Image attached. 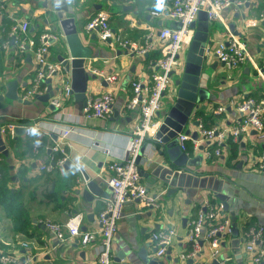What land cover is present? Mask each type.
Instances as JSON below:
<instances>
[{"label": "crops", "instance_id": "obj_1", "mask_svg": "<svg viewBox=\"0 0 264 264\" xmlns=\"http://www.w3.org/2000/svg\"><path fill=\"white\" fill-rule=\"evenodd\" d=\"M60 2H65L68 16L75 20L84 46L92 50L86 70L94 74L92 71L96 69L105 74L96 75L97 79L88 82L87 97L112 92L115 96L114 113L107 119L87 118L73 95L62 106L53 105L62 81L68 78L71 82V74L66 70L52 79L55 96L48 102L39 99L43 95H36L27 100L30 104L6 100L1 105L2 137L8 153L0 151V250L20 260L29 251L32 264H93L99 251L98 235L88 246H84L79 238L61 243L43 222L64 223L70 216L82 214L83 231L99 230L98 216L111 194L108 180L112 172L108 167L113 161L125 158L129 136L140 119L138 111H127L125 107L132 95V82L150 77L151 66L160 58L161 51L157 43L154 51L139 57L124 48H112L101 42L97 34L88 32L85 26L97 12L106 11L116 33L142 44L151 34L156 40L158 32L163 27L173 26V22L166 16L154 18L150 15L155 0H0V85L6 89L8 83L17 81L22 99L32 84L36 63L30 50H19L11 36L12 29L22 20L29 19L33 22L28 31L29 38L37 39L47 29L54 31L59 40L51 46L48 59L60 62L57 57L63 53L65 40L55 11ZM164 2L168 11L172 0ZM247 21H256V25L249 26ZM232 24H236L235 32L241 36L232 31ZM210 27L212 44L205 71L212 77L209 83L202 79L210 95L209 99L200 102L199 109L194 111V117L186 125L185 130L189 129L191 133L196 131L194 123L202 120V115L211 117L207 122L209 128L228 132L240 117L239 102L249 97L264 99V0H250L240 8L231 6L221 13L220 18L211 21ZM231 36L239 37L247 52L246 62L237 69H229L214 56L217 46ZM187 50L188 47L182 53L183 67L174 78L184 70ZM108 75L117 78L109 82ZM174 78L162 99L160 120L164 119L174 96ZM46 86L45 94L48 83ZM219 106H225L226 112L217 114ZM35 123L38 126L31 135L27 132L17 134L9 127V124L29 127ZM67 128L71 132L64 137ZM229 139L222 145L219 156L209 154L207 143L198 142V150H195L193 141H190L188 147L191 146L192 151L189 150V157L202 154L203 162L192 168L195 174L181 178L180 183L186 187L177 188L179 190L175 193L168 194L170 186L153 185L151 175L143 176V183L151 193L159 196L163 209L144 207L140 202L126 204L113 239L111 264H132L131 260L141 253L151 259L158 258L163 264H222L227 258H231L227 264H255L245 248L249 228L264 226V169L260 168L264 139H259L254 130L244 133L237 141L233 140L234 146L229 144ZM36 142L40 143L37 154L34 153ZM57 146L63 152H54L53 148ZM157 146L153 140L146 142L139 165L141 170L147 171L149 167L146 157L153 161L161 157L156 152ZM106 149L111 154H106ZM64 157L68 163L56 166L52 172L39 169L53 158ZM204 177L211 178V188H207L209 182ZM89 182L95 184L96 192L89 188ZM203 185L206 188H202ZM6 191L11 194L8 202H4L1 195ZM219 192L227 197L228 211L216 196ZM206 202L217 207L220 214L208 220L204 233L225 220H229L231 232L222 235L217 259L212 256L207 242L200 257L183 258L182 254L188 253L186 234L190 224ZM10 209L18 210L20 214L12 217ZM163 228H174L177 236L165 255L158 257L151 235ZM234 229L236 233H233ZM25 242L29 244L28 249L22 246ZM262 248L264 250V242ZM259 264H264V255Z\"/></svg>", "mask_w": 264, "mask_h": 264}, {"label": "built area", "instance_id": "obj_2", "mask_svg": "<svg viewBox=\"0 0 264 264\" xmlns=\"http://www.w3.org/2000/svg\"><path fill=\"white\" fill-rule=\"evenodd\" d=\"M42 1L48 2L49 0ZM249 1L172 0L167 11L164 0H155L150 15L154 18L166 16L173 22V26L163 27L156 35V40H153L152 34L149 35L142 44L130 41L121 34L116 33L110 25V15L106 11L97 12L95 17L86 24L85 29L88 32H95L101 42L112 48H124L136 56L144 57L154 51L158 43L161 56L151 66L152 73L149 78H138L132 82V95L127 100L125 107L127 111H138L140 119L129 136V149L125 158L120 161H113L108 167L112 172V176L108 180L111 194L98 216L99 230L83 231L82 214L72 215L64 223L43 222L59 242L63 243L70 239L79 238L84 246H88L98 235L100 237L99 251L96 262L93 264H111L113 239L118 232L119 223L123 219L126 204L128 202H140L144 207L154 208L155 210L163 209L159 196L151 193L143 183V176L137 164V159L147 141L158 142L156 135L161 125L159 114L162 109V99L173 83L172 74L177 73L183 67L182 53L195 35L192 24L197 20L200 11H205L209 20L214 21L221 17V13L225 9L231 6L240 8ZM247 25H256V21H247ZM31 26H33L32 20L24 19L12 29L11 33L19 50H30L36 63L32 84L23 96L25 100L32 99L36 95H44L47 91V80L60 76L65 70L61 62H53L48 59L51 46L59 40L58 34L51 29H47L37 39H32L28 37ZM215 54L218 60L229 69L240 68L247 60L245 43L237 36H231L225 42H221L217 46ZM92 72L97 76L105 75L104 72L96 69ZM116 78V75H108L107 81L113 82ZM62 82L63 84L58 87L57 96L53 98V105L62 106L73 95L69 79L67 78ZM114 104L115 96L112 92L93 95L87 97L82 113L87 118L107 119L114 113ZM237 110L240 117L228 132L220 131L218 128H207L202 120H198L199 124L196 127L197 140H194L191 134L188 135L185 132L178 135L181 150L189 155L188 143L190 141H193L195 150H198V142H204L210 147L214 146L215 155L219 156L222 145L227 138L237 141L244 133L254 130L259 139H264V99L246 98L237 104ZM223 112H226L225 106L216 108L217 114ZM37 126L38 123L27 126V134L31 135ZM9 127L13 130L16 125L9 124ZM70 132L71 129L67 128L64 137L69 135ZM39 145V142L34 145L35 154L39 152ZM53 150L54 152H63L61 147L58 146L54 147ZM105 153L111 154V151L106 149ZM66 161L65 157L57 160L53 158L50 162L41 165L39 169L41 172H52L56 166H64ZM260 168L264 169V155L260 160ZM219 214L218 208L210 202L202 205L186 234V240L192 251L182 254L183 258H196L202 251V241L209 244L212 256L216 259L220 256L222 235L231 232L229 220L211 226L204 233L208 220H213ZM176 236L177 233L174 228H163L152 233L151 238L158 249V257L165 255L167 248ZM263 242L264 226H251L247 232L245 249L252 255L255 264H259L264 255ZM22 246L28 249L29 244L25 242L22 243ZM32 260L29 251L24 259L20 260L16 256L0 250L1 264H32ZM229 261H231V258L223 260L222 264H227Z\"/></svg>", "mask_w": 264, "mask_h": 264}, {"label": "water", "instance_id": "obj_3", "mask_svg": "<svg viewBox=\"0 0 264 264\" xmlns=\"http://www.w3.org/2000/svg\"><path fill=\"white\" fill-rule=\"evenodd\" d=\"M57 19L59 21L60 29L65 38L63 43V53L57 59L64 65L65 70L71 74V88L72 94L77 102L80 110H82L87 101L88 82L97 79V76L91 74L86 70L87 60L92 56V50L84 46L83 40L80 36V30L75 24V20L68 16V8L65 2H60L55 7ZM245 20V17H242ZM210 20L205 11H200L197 20L192 24L195 29V35L188 46L185 57V66L182 74L174 78V96L169 103L168 108L164 114V119L161 120V125L158 129L156 138L158 142L156 152L161 157L158 160H152L151 157H146L149 162L147 171L141 170L142 176L153 179V185L161 187L170 186L169 193H175L179 189H184L186 186L180 183L184 175L195 174L192 168L197 167L203 162V155L199 154L190 158L189 155L183 152L179 146L178 135L182 132L191 134L194 140L198 139L197 132H192L189 129L185 130L186 125L194 117V111L199 109L200 102L209 99L210 93L206 89V85L202 83V79L209 83L212 75L205 71V64L208 59V50L212 44L210 39ZM236 24H232L230 28L235 32ZM237 36L241 33L235 32ZM96 37V36H95ZM14 38V37H13ZM217 57L216 55H214ZM264 73V68L262 69ZM48 92L43 96H39L43 102H48L49 98L54 95L52 90V79L47 80ZM58 90V88H57ZM16 101L21 104H30L29 101L23 100L18 94L17 81H11L6 85V89L0 85V107L6 101ZM53 106V105H51ZM54 107V106H53ZM196 121L194 125L198 126ZM3 123L0 122V151L7 154L6 145L2 137ZM15 133L22 134L26 132V126L16 125L13 129ZM202 149V148H201ZM144 156V147L141 149L140 155L137 159V164L140 165ZM66 162L65 164H67ZM86 180L89 176L85 175ZM209 182L207 188H211V178L204 177ZM89 188L95 191V184L88 183ZM207 185V184H206ZM206 185L202 188H206ZM176 186V187H174ZM179 188V189H177ZM201 188V186H200ZM216 196L223 202L224 210H229V205L226 200L227 197L222 193H217ZM233 215V214H232ZM236 218L233 217V221ZM236 233V230H233ZM204 246V242H201ZM158 250V249H157ZM204 252H200L197 256H201ZM124 258V255L121 256ZM138 261V263H137ZM132 264H163L158 258H149L146 254H139L138 258L131 260Z\"/></svg>", "mask_w": 264, "mask_h": 264}, {"label": "trees", "instance_id": "obj_4", "mask_svg": "<svg viewBox=\"0 0 264 264\" xmlns=\"http://www.w3.org/2000/svg\"><path fill=\"white\" fill-rule=\"evenodd\" d=\"M202 117V120H203V123H204V125H205V127H207V128H209L210 126V124H208L207 122H209L208 120L211 118L210 116H204V115H202L201 116ZM212 125V124H211ZM228 142H229V144L231 145V146H234V142H233V139L232 138H230L229 140H228ZM191 147V146H190ZM190 147H189V150H190ZM192 150H190V152H191ZM209 151L211 152V155L213 156L214 154H215V147L214 146H211L210 148H209ZM1 180V179H0ZM0 188H2V184H1V182H0ZM1 195H2V199H3V201L4 202H8V199L9 198H11V194H10V192H8V191H6V192H2L1 193ZM9 214H10V216H12V217H17L19 214H20V212H18V210L16 211L15 209H10L9 210ZM188 252H191L192 251V248H191V246L189 245L188 246V250H187Z\"/></svg>", "mask_w": 264, "mask_h": 264}]
</instances>
